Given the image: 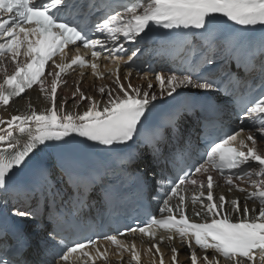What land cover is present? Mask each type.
<instances>
[{
	"label": "snow or ice",
	"instance_id": "snow-or-ice-1",
	"mask_svg": "<svg viewBox=\"0 0 264 264\" xmlns=\"http://www.w3.org/2000/svg\"><path fill=\"white\" fill-rule=\"evenodd\" d=\"M98 7L93 0L83 3L81 0H0V74L3 75L0 106L7 108L15 98L36 85L50 102L46 110L38 112L29 104L31 110L28 112L12 115L7 120L0 117V145H6L0 147V264H97L98 261L108 264L109 248L102 241L115 247L118 255L130 251L131 261L140 264L141 253L135 241L121 239L137 233L153 241L148 251L155 249L154 256L159 257V264H165L160 244L167 239L171 245L176 237H179L181 246L188 247L190 264H264V152L257 149V144L264 142V39L258 49L259 65L255 61L256 53L252 52H248L244 64L246 74L257 67L261 74L259 92L251 96L241 110L240 123L243 125L248 119L251 122L249 127L241 126L217 137L207 145L201 162L170 181V194L166 193L162 201L160 216H152L142 225L126 231L117 230L114 234L89 238L87 242L66 241L59 237L58 226L49 228L41 220L36 227L43 234L36 241L35 251V256L41 258H29L28 253L33 248L32 235L16 227L13 218L38 219L40 197H44L47 208L48 195L53 197L52 203L59 195L58 190L52 191L55 185L50 180L49 171L41 168L38 170L40 187L24 190L23 197L19 198L20 190L15 186L16 172L29 167L38 146L61 147L80 137L83 138L81 142L107 146L109 151L127 152L129 161H143V154L137 152L134 145L140 128L147 124V114L155 101L165 95H179L178 89L215 91L223 84L227 91L229 84L240 83L239 74L230 69H221L218 75L220 65L216 61L219 58L227 63L234 58L239 67L241 53L246 51L243 38L238 41L230 39L223 49L211 44L206 51L200 52L199 61L179 74L156 72L159 93L154 91L151 82L147 89L133 87L129 79L132 69L137 68L138 74L143 71L137 66L143 54L138 45L152 25L165 29L202 30L198 34L209 35L217 25L228 22L245 29L264 28V0H130L129 4L123 5V13L107 12L92 27L82 28L70 19L77 10L91 17ZM90 33H99L104 39L94 38ZM125 42L132 47H126ZM81 49L90 53V60L80 55ZM191 51L195 54V49ZM70 52L76 55L69 59ZM5 58L14 65L11 73L7 71ZM101 58L116 65L115 71L109 72L116 87L108 88L107 92L105 86L98 88L106 103L101 107V102L85 95L80 89L82 81L78 80L72 98L75 100L79 93L80 101H75L74 107L78 108L81 101L87 100L86 110L82 113L67 111L68 97L59 102L57 98L58 88L67 83L63 77L76 68L90 67L94 76L103 79V74L97 71L101 67L98 63ZM120 61L127 65L128 70L123 76L127 84L121 80ZM149 70L154 71L151 65ZM83 75L81 72L80 76ZM47 77L52 78L50 84ZM244 82L247 83L246 77ZM245 131L249 133L246 139L238 140ZM253 133H258L259 139ZM21 137H25L23 142ZM161 139L157 137L152 141L151 164L161 159L167 161L177 149L183 152L188 147L187 144H178L166 155L160 146ZM48 141L61 143L47 145ZM154 171V168L149 169L136 179L146 184L147 175ZM214 172L230 186L229 192L235 189L246 193L243 205L238 197L229 200L223 193L214 197V187H221L213 176ZM244 177L250 179L252 191L234 183L235 179ZM253 177L257 179L253 180ZM168 180L169 177L161 175L156 183L162 185ZM68 182L75 186L78 202L83 201L88 195L87 182L73 174L68 175ZM189 185L193 186L189 202L193 206L200 205L199 210L193 207L191 211L196 217L204 213V222L190 221L187 214L186 197L181 192L189 191ZM173 199L177 200L175 205L170 204ZM248 200L259 201L258 211L249 209ZM250 211L255 213L251 218ZM233 214H239L240 218L234 221ZM161 230L167 235L159 236L157 242ZM193 243L203 255L193 249ZM170 251L172 264H179L178 249L171 246Z\"/></svg>",
	"mask_w": 264,
	"mask_h": 264
},
{
	"label": "bare ground",
	"instance_id": "bare-ground-1",
	"mask_svg": "<svg viewBox=\"0 0 264 264\" xmlns=\"http://www.w3.org/2000/svg\"><path fill=\"white\" fill-rule=\"evenodd\" d=\"M6 67L7 63L5 61ZM3 75L0 74V81H2ZM134 86L141 85V81H133ZM81 91L85 94L87 91L90 92L91 96L94 97V99H101V95L98 92H94L93 90V84H89L88 81L85 79L83 85L80 87ZM68 97V102L66 105L67 111H74L82 113L84 110H86V106L88 102L81 101L80 106L78 108L74 107L75 101H80V95H76L75 100L72 98V94L66 96ZM60 99H58L59 102ZM106 103V100H102V104ZM31 104L32 108H34L36 111L46 110L50 107V102L44 98V96L40 93L39 90H34L30 93H28L24 98H20L14 103H11L7 108H2L0 117L7 120L10 119L12 115L16 114H22L25 112L30 111L31 109L28 107V105ZM6 127V125H4ZM25 139V137H23ZM181 262L186 261L188 263L187 255L186 253H182L181 255ZM183 260V261H182Z\"/></svg>",
	"mask_w": 264,
	"mask_h": 264
}]
</instances>
